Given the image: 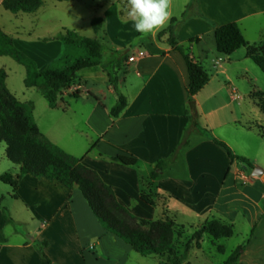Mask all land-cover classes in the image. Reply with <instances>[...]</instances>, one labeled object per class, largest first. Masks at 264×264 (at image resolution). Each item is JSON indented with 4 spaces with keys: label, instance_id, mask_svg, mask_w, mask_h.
Returning a JSON list of instances; mask_svg holds the SVG:
<instances>
[{
    "label": "crops",
    "instance_id": "crops-1",
    "mask_svg": "<svg viewBox=\"0 0 264 264\" xmlns=\"http://www.w3.org/2000/svg\"><path fill=\"white\" fill-rule=\"evenodd\" d=\"M3 1L0 0V9ZM103 2L99 7H105ZM194 2L185 4L183 15L190 8L195 13L187 16L181 26L178 43L201 62L210 77L195 96V104L200 129L203 131L204 125L211 135L191 132L186 136L192 121L188 116L189 75L184 57L165 39L154 40L157 32L139 40L143 46L133 48L139 33L129 31L131 20L114 3L105 13L110 18H102L99 41L105 50L104 64L119 71V94L126 97L127 108L118 118H112L110 113L119 95L108 74L101 68L84 70L71 87L85 93L75 97L68 89L58 107H50L59 113L56 127L65 141L62 144L50 135L46 137L97 172L136 217L169 219L180 229L190 225L195 231L212 219L228 222L234 232L238 227L249 232L237 264H264V182L256 177L243 181L244 164L230 159L227 151L212 140L214 137L224 142L234 155L249 163L264 165V137L256 129L262 124H242L236 104L242 92L234 87L235 79L243 76L241 65L249 66L253 61L247 58L245 48L231 56L219 54L215 40L217 28L237 23L248 41L243 23L264 13V0H234L233 5L222 7L208 5L204 0ZM112 21L118 30H112ZM16 37H12L15 46L34 60L39 70L46 69L43 67L62 54L63 45L58 43L50 58H34L27 51V41ZM192 39L196 40L190 44ZM141 52L143 57H139ZM125 54L127 59H123ZM133 56L136 61L129 62ZM36 59H41L43 66ZM246 139L253 143L254 154L242 145ZM2 148L6 155V145ZM119 156L136 159L137 163L123 165L114 160ZM160 163L163 170L152 180ZM5 166L8 170H1L0 177L20 173L18 166ZM11 170L15 174L8 172ZM17 194L18 199L12 192L13 203L10 210L6 208L13 224L6 223L5 207L0 208V236L5 239L0 242V264H49L40 250L52 264H73L75 260L79 264L81 253L85 262L87 251L94 253L91 256L98 264L108 252V245L124 246L122 240L102 228L77 189L28 175L20 181ZM124 248L128 251V247Z\"/></svg>",
    "mask_w": 264,
    "mask_h": 264
},
{
    "label": "trees",
    "instance_id": "trees-1",
    "mask_svg": "<svg viewBox=\"0 0 264 264\" xmlns=\"http://www.w3.org/2000/svg\"><path fill=\"white\" fill-rule=\"evenodd\" d=\"M56 1L70 2L72 0ZM44 2L45 0H4L2 7L15 15L34 14L43 7ZM186 20V15L181 18H171L157 37L162 39L167 36L166 43L179 52L187 64L188 101L190 104L188 116L191 118L192 124L186 136L188 137L191 132H203L211 135L209 130H200L199 115L195 104V96L209 82L210 77L201 62L178 43L179 30ZM103 26L102 18L92 21L96 35L102 32ZM60 40L63 44L61 56L46 69L39 70L36 62L21 52L15 46L13 38L0 27V57L13 58L24 66L27 70L26 87L28 89L39 88L52 109L58 107L63 92L76 83L80 72L101 68L106 71L110 84L119 95L118 103L110 113L112 118H118L127 108L128 101L126 97L119 94V71H116L113 65L104 64V46L96 38L83 37L71 30L65 31ZM195 40L192 39L190 44ZM215 40L217 52L224 56H231L241 49H247V58L251 59L264 73V41L256 44L248 43L237 23L217 28ZM123 59H127L126 54ZM6 80L7 74L1 70L0 143L6 145V158L15 166L20 167V173L15 177L6 174L0 177V182L12 188L13 197L19 198L17 194L19 183L28 175L58 183L70 190L77 189L88 202L102 228L129 245L135 253L143 257L159 258L163 260L160 264H182L191 250L190 243L186 245L183 255L178 254L174 248L176 232L183 229H180L174 221L169 219L152 221L133 215L118 201L114 190L102 180L97 172L87 168L81 159L68 154L40 132L34 117L33 104L20 102L8 89ZM77 96L75 95V97ZM258 107L264 114L261 106ZM256 129L264 137L262 127H256ZM212 140L227 151L230 159L238 160L247 167L253 168L246 159L234 155L227 144L214 137ZM114 160L126 166H135L137 163L136 159L122 156L116 157ZM163 166L162 163L158 165L152 174V180L158 177ZM2 202L3 198H0V208H2ZM3 213L6 223L13 224L6 208H3ZM234 233L232 224L212 219L195 231L193 241L196 249H201L206 235L219 241L232 238ZM0 242H5L3 236H0ZM244 249L245 246L237 248L224 264H237ZM40 254L49 264H52L43 250H40Z\"/></svg>",
    "mask_w": 264,
    "mask_h": 264
},
{
    "label": "rangeland",
    "instance_id": "rangeland-1",
    "mask_svg": "<svg viewBox=\"0 0 264 264\" xmlns=\"http://www.w3.org/2000/svg\"><path fill=\"white\" fill-rule=\"evenodd\" d=\"M188 1L190 0H173L172 16L176 18L182 17L185 4ZM204 1H206L208 5L217 7L234 4V0ZM102 2L106 4L104 8L99 7V4ZM114 3L119 4L120 10H122L121 14L125 15L123 8L126 4V0H72L70 2L45 0L43 7L34 14L20 13L15 15L1 8L0 27L7 35L9 34V36L11 35L13 38H17L16 36L18 35L25 39L28 43L27 51L30 56H34V58H36L35 56H41L40 58L43 57L46 60V58H50L55 54L58 43H62L60 40L61 35L67 30L76 31L83 37L100 40V35H96L93 30L92 21L96 18H110V15L105 13L109 6ZM193 13H195L194 8H190L185 15L191 16ZM113 23L115 22L112 21L111 23L112 30H118L115 26L116 24ZM243 29L250 44L261 40L264 41V13H258L253 17H249L243 23ZM129 31H134L133 26H131ZM159 32L156 33L154 40L162 42L165 39L166 43L167 36L158 39L157 35ZM119 41L122 40L119 39ZM142 44L143 42H137L133 48L138 45L143 46ZM130 48L128 50H131ZM36 60H38L40 66H43V61H41V59ZM249 63V66L241 65V73L243 76H241L239 80L235 79V90L237 92H242V96L236 104L242 116V124L246 126L259 122L262 125H257V127H262V133L264 135V114H261L258 107L261 106V109L264 110V73L255 63ZM48 66L49 65L43 68H47ZM1 70H4L7 74L6 84L12 94L22 103L33 104L34 117L40 132L45 136L50 135L56 142L63 144L66 137L58 131L55 120L59 113L50 108L48 101L44 98L39 88L28 89L26 87V68L17 63L13 58L0 57V71ZM254 93L257 94L253 95ZM202 128L203 130H207V127L205 128L204 125H202ZM242 145H244L250 153L254 154L255 147L250 140H242ZM2 147H5V144H0V171H6L8 169L5 168V165L13 167L14 164L6 158L5 150H2ZM250 164L253 168L247 167L245 164L244 166L241 164V166L246 175L254 180V169L256 167L264 169V165L252 162ZM14 167L17 168L15 165ZM8 172L15 174L16 171L11 170ZM12 192L13 190L10 186L0 182V198H4L2 205L8 210H10L9 206L13 203L10 197ZM194 233L195 230L192 229L190 225H186L185 230H178L176 232L174 248L177 253L183 255L186 251V245L189 243L191 247L190 252L186 255L182 264H224L239 246L245 245L249 238V232L238 227L234 236L229 239L216 241L209 235H206L202 242V248L196 249L195 242L193 241ZM123 243L124 246L122 248L108 245V252L98 264H119V262L121 264H160L163 262V260L159 258L143 257L131 250L130 246H127L125 242ZM124 247H128V251L125 250ZM81 254L83 257V253ZM93 254V252H91V254H89L88 251L84 252L85 262L83 258L80 257L79 260L77 259L79 264H97L95 260H93ZM75 263L76 260L73 264Z\"/></svg>",
    "mask_w": 264,
    "mask_h": 264
},
{
    "label": "clouds",
    "instance_id": "clouds-1",
    "mask_svg": "<svg viewBox=\"0 0 264 264\" xmlns=\"http://www.w3.org/2000/svg\"><path fill=\"white\" fill-rule=\"evenodd\" d=\"M173 0H126L124 14L139 33L136 41L165 28L172 16Z\"/></svg>",
    "mask_w": 264,
    "mask_h": 264
},
{
    "label": "built area",
    "instance_id": "built-area-1",
    "mask_svg": "<svg viewBox=\"0 0 264 264\" xmlns=\"http://www.w3.org/2000/svg\"><path fill=\"white\" fill-rule=\"evenodd\" d=\"M144 56V53L143 52H141V53H139V57H143ZM136 61V57H130L129 58V62H135ZM69 89H71L72 91H73V96H75V95H79L81 92H83V91H81V89H79V88H72V87H70ZM83 93H85V92H83ZM239 95H241V94H239ZM241 178H242V180L243 181H248V176H246V175H241Z\"/></svg>",
    "mask_w": 264,
    "mask_h": 264
},
{
    "label": "water",
    "instance_id": "water-1",
    "mask_svg": "<svg viewBox=\"0 0 264 264\" xmlns=\"http://www.w3.org/2000/svg\"><path fill=\"white\" fill-rule=\"evenodd\" d=\"M253 176L256 178H260L264 182V169L256 167L254 169Z\"/></svg>",
    "mask_w": 264,
    "mask_h": 264
}]
</instances>
